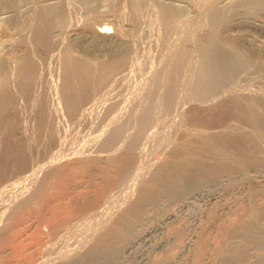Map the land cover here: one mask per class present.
<instances>
[{
    "label": "rangeland",
    "instance_id": "obj_1",
    "mask_svg": "<svg viewBox=\"0 0 264 264\" xmlns=\"http://www.w3.org/2000/svg\"><path fill=\"white\" fill-rule=\"evenodd\" d=\"M263 17L264 0H0V264L214 263L223 203L264 168V106L239 100L264 93Z\"/></svg>",
    "mask_w": 264,
    "mask_h": 264
},
{
    "label": "bare ground",
    "instance_id": "obj_2",
    "mask_svg": "<svg viewBox=\"0 0 264 264\" xmlns=\"http://www.w3.org/2000/svg\"><path fill=\"white\" fill-rule=\"evenodd\" d=\"M255 25L260 30H261V28L263 30V28H264V17L260 18L258 20L256 19ZM109 33H110L109 27H107V25H105V24H102V25H99L93 31L92 36L93 37L97 36L99 38H104V39L107 38V39H110L114 42L119 43L120 40L117 39L113 35H109ZM227 57L228 56L224 57V59L226 61L228 60ZM27 60L28 59H26L22 64V68H24V69H29V67H30V62ZM103 68H105V67H103ZM66 71H67V75L71 76V74H72V75L78 77V78L75 77V78H77L75 80L76 81L75 83L73 81L75 87L77 86V88H78L79 85H81L80 84L81 81H79L80 80L79 77L81 75L80 73H81V71L83 72V70H81L80 65H78L77 62H68ZM74 76H73V78H74ZM64 83H67L66 84L67 87L72 85L71 79H69V77L67 78V82H64ZM74 85L72 86V88L74 87ZM260 93L261 94H257V95H255V94L254 95L241 94L242 97L239 100L241 103H247L249 106H251L252 108H250V109L256 110V109H259L258 105L259 106L261 105V107L264 106V93H262V92H260ZM255 172L258 174L252 175V176L250 175L248 177L249 179L247 178L250 182H252L251 184H253L252 185L253 189L245 190V191L243 190L242 192H239V195L238 196L236 195L237 196L235 198L236 203L235 204L233 203L234 205H231L230 203L226 202V203H223V205L221 207L222 214H223L222 215L223 216V223H222L223 238H222V241L220 244L219 251H217V253L214 257V263H212V264H264V168H259ZM176 179L177 180H171L168 182L173 183L172 181H174V183H173V185H174L173 187H175L174 191H180L182 189V186L184 187V185H182L183 183L178 178H176ZM200 179L201 178H198V179H196V181H192L191 184H193V185L197 184L198 182H200ZM246 180H245V182H246ZM219 182H221L220 179L217 180L216 184L218 185ZM245 184L247 185V183H245ZM220 185H221V183H220ZM244 185H243V187H244ZM148 187H149V190L151 191L150 193L141 194V197L138 196V197H140L139 198V202H141L140 205L146 204V203L152 204V203H159L160 202L161 192L156 191V189L158 188L159 191H161V190H163V188L158 187V177H154L153 181L151 183H149ZM189 187H191V186H189ZM154 190L159 193V196H154L155 194L153 195ZM131 209H132V213H130V215L132 216L131 222L134 224V223H138L140 221L143 213L145 214L147 208L142 209V211H141L140 207L139 208L138 207H135V208L132 207ZM125 211H126V209H125ZM124 214H125V212H124ZM119 215H121V214H119ZM143 218L145 219L144 216L142 217V219ZM120 220H121V218H120ZM126 220H127V218H126ZM117 225L115 224V226H114V224H113L114 231L115 230L119 231V228L117 227ZM128 227H129V225H128ZM135 227H137V226H135ZM131 228H133V227H131ZM131 228H130V230H131ZM113 229H111V230H113ZM120 229L122 230V228H120ZM133 229H132V231H133ZM124 230H126V229H124ZM103 232H108V231L106 230ZM112 232H110V233H112ZM120 232H122V231H120ZM104 236H106V235H104ZM128 236H130V235L128 234ZM124 238H125V236H124ZM22 244H24V243H22ZM15 247H18V246H15ZM196 259H197V257H196Z\"/></svg>",
    "mask_w": 264,
    "mask_h": 264
}]
</instances>
